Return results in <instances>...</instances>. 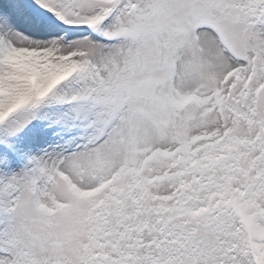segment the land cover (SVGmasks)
I'll return each mask as SVG.
<instances>
[{
	"label": "snow or ice",
	"instance_id": "6c2138e0",
	"mask_svg": "<svg viewBox=\"0 0 264 264\" xmlns=\"http://www.w3.org/2000/svg\"><path fill=\"white\" fill-rule=\"evenodd\" d=\"M0 264H264V0H0Z\"/></svg>",
	"mask_w": 264,
	"mask_h": 264
}]
</instances>
